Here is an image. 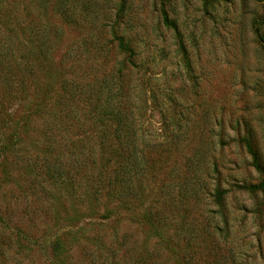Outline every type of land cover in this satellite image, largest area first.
Listing matches in <instances>:
<instances>
[{
  "label": "rangeland",
  "instance_id": "rangeland-1",
  "mask_svg": "<svg viewBox=\"0 0 264 264\" xmlns=\"http://www.w3.org/2000/svg\"><path fill=\"white\" fill-rule=\"evenodd\" d=\"M256 26L264 0H0V264H264ZM109 87L126 158L156 147L125 204L97 180Z\"/></svg>",
  "mask_w": 264,
  "mask_h": 264
},
{
  "label": "trees",
  "instance_id": "trees-1",
  "mask_svg": "<svg viewBox=\"0 0 264 264\" xmlns=\"http://www.w3.org/2000/svg\"><path fill=\"white\" fill-rule=\"evenodd\" d=\"M256 35L258 36L259 41L261 42L262 49L264 51V33L261 32V29L256 26L255 28ZM111 37L113 40L116 41L117 48L127 55V57H132L134 52L132 48L127 44V42L123 39L122 36L116 34L114 30L110 32ZM111 77V75L109 76ZM118 91L114 92L112 88L109 87L108 90V99L105 100L104 108L99 112V116L97 120L101 121L103 124V130L99 132V143L101 145V149L98 153L99 157V171H98V184L107 186L106 188L112 192V194L119 199L122 203H127L131 198L132 194L126 191V185L131 174H134L136 179L139 181L142 179L141 175L137 171H131V163L138 162L137 158H140L144 162H152L154 163V154H155V143L151 145L148 144L147 151H142V149L138 150L139 156L136 155L132 160L126 158V156H132L131 150L133 149L131 137L127 138L123 134V131L127 129L125 122L121 120L119 116V110H121L120 106H115L113 104V97L112 96H119L117 94ZM124 107V106H123ZM113 125V130L115 131L116 137L115 141V148L113 145H110L109 137L105 135L103 132L105 128L110 127ZM249 153L252 156V163L253 166L261 172V179L256 184H249V185H241L240 187L247 189V190H255V189H264V168L260 166L259 162L257 161V155L255 151L251 148L249 142L245 143ZM113 146V147H112ZM129 147V149H128ZM153 153V154H152ZM133 155V156H134ZM139 160V158H138ZM110 162L115 163V167L111 170L112 173H109L106 169L109 167ZM151 163V164H152ZM149 164V165H151ZM109 174V175H108ZM225 193V190L217 189L215 190L214 200L216 203L221 201L222 195ZM58 242H56L57 246Z\"/></svg>",
  "mask_w": 264,
  "mask_h": 264
}]
</instances>
